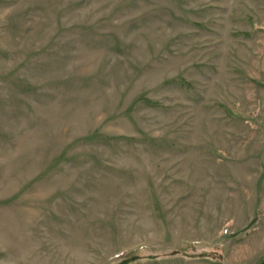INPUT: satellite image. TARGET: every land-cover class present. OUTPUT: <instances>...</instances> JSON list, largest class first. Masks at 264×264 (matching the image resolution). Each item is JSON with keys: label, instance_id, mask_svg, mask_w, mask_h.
Returning a JSON list of instances; mask_svg holds the SVG:
<instances>
[{"label": "rangeland", "instance_id": "rangeland-1", "mask_svg": "<svg viewBox=\"0 0 264 264\" xmlns=\"http://www.w3.org/2000/svg\"><path fill=\"white\" fill-rule=\"evenodd\" d=\"M264 259V0H0V264Z\"/></svg>", "mask_w": 264, "mask_h": 264}, {"label": "trees", "instance_id": "trees-1", "mask_svg": "<svg viewBox=\"0 0 264 264\" xmlns=\"http://www.w3.org/2000/svg\"><path fill=\"white\" fill-rule=\"evenodd\" d=\"M255 264H264V259H262V261H259L258 263Z\"/></svg>", "mask_w": 264, "mask_h": 264}]
</instances>
